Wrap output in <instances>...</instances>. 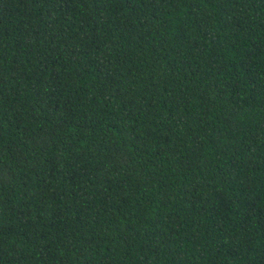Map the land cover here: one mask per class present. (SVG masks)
<instances>
[{"label":"trees","instance_id":"1","mask_svg":"<svg viewBox=\"0 0 264 264\" xmlns=\"http://www.w3.org/2000/svg\"><path fill=\"white\" fill-rule=\"evenodd\" d=\"M0 264H264V0H0Z\"/></svg>","mask_w":264,"mask_h":264}]
</instances>
